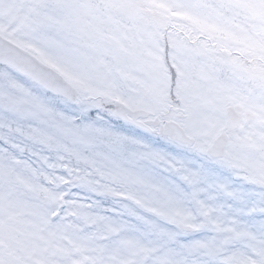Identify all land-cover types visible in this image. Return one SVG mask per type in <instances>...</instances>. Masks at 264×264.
Segmentation results:
<instances>
[{
    "label": "snow or ice",
    "instance_id": "obj_1",
    "mask_svg": "<svg viewBox=\"0 0 264 264\" xmlns=\"http://www.w3.org/2000/svg\"><path fill=\"white\" fill-rule=\"evenodd\" d=\"M0 264H264V0H0Z\"/></svg>",
    "mask_w": 264,
    "mask_h": 264
}]
</instances>
